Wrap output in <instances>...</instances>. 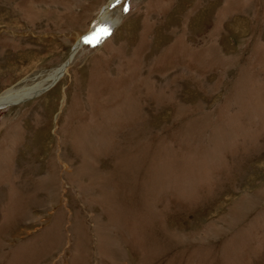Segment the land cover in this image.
Returning <instances> with one entry per match:
<instances>
[{"label": "rangeland", "instance_id": "obj_1", "mask_svg": "<svg viewBox=\"0 0 264 264\" xmlns=\"http://www.w3.org/2000/svg\"><path fill=\"white\" fill-rule=\"evenodd\" d=\"M109 1L0 0V95L45 87L0 108V264H264V0H112L70 56Z\"/></svg>", "mask_w": 264, "mask_h": 264}, {"label": "bare ground", "instance_id": "obj_2", "mask_svg": "<svg viewBox=\"0 0 264 264\" xmlns=\"http://www.w3.org/2000/svg\"><path fill=\"white\" fill-rule=\"evenodd\" d=\"M109 2H111V4H112L113 1L111 0ZM111 6L112 5H109V6L106 5L105 7H103L104 9L101 10L99 16L97 17L95 22L92 24V28H91L92 32L98 38H100V36H102V35H105L112 27L109 25L104 26V27H102V26L100 27L105 11L107 10V8H109ZM96 40H98V39H96ZM68 60H70V58ZM67 65L68 64H66V62H65L62 66H60L59 68L54 70L52 72V74L49 76L50 79L52 81L57 80L62 75V73L66 71V69L68 67ZM43 90H45V87L43 88L41 83H38V84H36L30 88H27V89H21V90L9 89V90H6L3 94L0 95V108H4L6 106H9V105H12L15 103L27 101L33 97H36L37 95H40L41 91H43Z\"/></svg>", "mask_w": 264, "mask_h": 264}, {"label": "water", "instance_id": "obj_3", "mask_svg": "<svg viewBox=\"0 0 264 264\" xmlns=\"http://www.w3.org/2000/svg\"><path fill=\"white\" fill-rule=\"evenodd\" d=\"M122 0H119V3L121 2ZM119 3H116V5H118ZM109 5H111V2H108L107 3V6H109ZM104 8H102V10H103ZM100 14V13H99ZM100 36V35H99ZM101 37H103V35L102 36H100V38ZM90 38H92V39H100V38H98L96 35H94V33L92 32V29H90L82 38H80L76 43H75V45L72 47V50H71V55L70 56H72L73 55V53L80 47V46H82L83 45V43L85 42V41H87V40H89ZM70 60H68L67 62H66V64H68V62H69ZM56 80H53V82H55Z\"/></svg>", "mask_w": 264, "mask_h": 264}]
</instances>
